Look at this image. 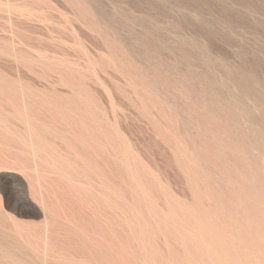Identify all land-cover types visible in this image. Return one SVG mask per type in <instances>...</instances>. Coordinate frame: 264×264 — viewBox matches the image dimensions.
I'll return each mask as SVG.
<instances>
[{"label": "rangeland", "instance_id": "374dc122", "mask_svg": "<svg viewBox=\"0 0 264 264\" xmlns=\"http://www.w3.org/2000/svg\"><path fill=\"white\" fill-rule=\"evenodd\" d=\"M0 96V264H264V0H0Z\"/></svg>", "mask_w": 264, "mask_h": 264}, {"label": "bare ground", "instance_id": "6f19581e", "mask_svg": "<svg viewBox=\"0 0 264 264\" xmlns=\"http://www.w3.org/2000/svg\"><path fill=\"white\" fill-rule=\"evenodd\" d=\"M0 97H1V96H0ZM11 102H12V100H11ZM56 105H57V103H56ZM58 106H59V105H58ZM61 106H62V104H61ZM61 106H60V107H61ZM55 108H56V107H55ZM61 108H62V107H61ZM56 109H59V110H60V108H56ZM61 113H62V112H61ZM83 124H84V123H83ZM83 124H82V125H83ZM82 125H81V126H82ZM86 125H87V127L90 126V124H89V125L86 124ZM28 126H29V125H28ZM82 127H83L82 131H83L85 125H83ZM93 128H94V127H93ZM93 128H91V126H90V129H93ZM95 128H97V127H95ZM85 129H86V128H85ZM97 129H98V128H97ZM94 130H95V129H94ZM98 130H99V129H98ZM100 131H101V130H100ZM87 133H89V132H87ZM84 134H85V133H84ZM89 136H90V138H91V135H89ZM96 136H98V135H96ZM85 137H86V136H85ZM98 137H99V136H98ZM92 138H94V136H93ZM82 139H83V138H82ZM86 139H87V138H86ZM86 139H84V140H86ZM96 139H97V138H96ZM84 140H83V141H84ZM97 140H98V142H99L100 139H97ZM84 142L87 143V141H84ZM99 144H100V143H99ZM101 144H102V143H101ZM34 145H35V144H34ZM95 145H96V144H95ZM97 146H98V145H97ZM99 146H101V145H99ZM35 147L38 148L37 146H35ZM36 148L33 149V147H32L33 150H36ZM95 148H96V146H95ZM98 149H99V147H97V151H98ZM101 149H103V148L101 147ZM101 149H100V150H101ZM101 151H103V150H101ZM100 153H101V152H100ZM48 164H49V163H48ZM38 201H41V200L38 199ZM41 206H42V209H43V210H46V207H47V206H46V202L42 201V202H41ZM47 211H48V209H47ZM43 212H46V211H43ZM203 226H204V225H203ZM219 234H220V233H219ZM220 235H221V234H220ZM219 238H220V237H219ZM217 241H218V240H217ZM221 241H222V240H221ZM229 254H230V253H229ZM220 256H222V255H220ZM222 257H223V256H222ZM224 259H225V257H224ZM220 260H222V258H221ZM219 262H220V261H219Z\"/></svg>", "mask_w": 264, "mask_h": 264}]
</instances>
